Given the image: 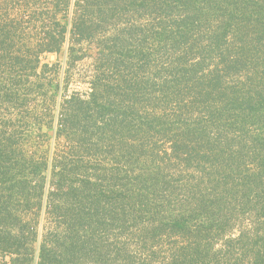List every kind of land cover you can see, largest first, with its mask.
Instances as JSON below:
<instances>
[{"label": "trees", "instance_id": "trees-1", "mask_svg": "<svg viewBox=\"0 0 264 264\" xmlns=\"http://www.w3.org/2000/svg\"><path fill=\"white\" fill-rule=\"evenodd\" d=\"M36 11L28 57L69 42L74 66L86 43L94 76L87 98L63 100L67 147L51 159L0 125L2 264H135L127 241L153 250L164 233L182 242L168 264H264V0H53ZM45 208L54 226L34 248Z\"/></svg>", "mask_w": 264, "mask_h": 264}, {"label": "rangeland", "instance_id": "rangeland-1", "mask_svg": "<svg viewBox=\"0 0 264 264\" xmlns=\"http://www.w3.org/2000/svg\"><path fill=\"white\" fill-rule=\"evenodd\" d=\"M51 1L0 0V125L13 131L16 143L22 145L27 155L35 154L36 159L44 156L51 159L55 152L67 147L64 138H58L56 134L61 104L75 93L87 98L94 76L95 59L86 43L81 45L85 50L84 58L74 66H69L67 61L69 42H66L60 53L41 54L39 61L28 57L41 34V23L36 14L39 10H36L41 3ZM33 16L35 21L30 22ZM6 34L10 36L8 41L3 38ZM2 41L6 45H1ZM16 57L21 59L20 64L15 63ZM151 63L152 66L156 65L154 61ZM11 76L21 82L12 85ZM148 222L146 218V227H150ZM37 226L38 241L34 248L39 246L43 234L54 226L52 219L47 217L46 208L39 213ZM237 235L235 233L233 237ZM154 242L152 250L145 249L144 244L136 243L135 240L127 241L135 264H168L182 245L179 238L166 233L155 235ZM141 248H144L143 255ZM216 248H220L219 243ZM2 262L0 258V264ZM35 262L36 258L32 264Z\"/></svg>", "mask_w": 264, "mask_h": 264}]
</instances>
